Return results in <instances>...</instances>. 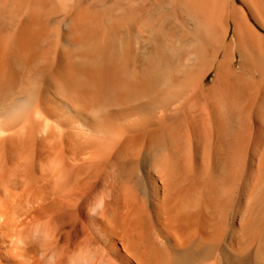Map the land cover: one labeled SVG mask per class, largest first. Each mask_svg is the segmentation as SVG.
Segmentation results:
<instances>
[{
  "label": "bare ground",
  "instance_id": "bare-ground-1",
  "mask_svg": "<svg viewBox=\"0 0 264 264\" xmlns=\"http://www.w3.org/2000/svg\"><path fill=\"white\" fill-rule=\"evenodd\" d=\"M0 264H264V0H0Z\"/></svg>",
  "mask_w": 264,
  "mask_h": 264
}]
</instances>
